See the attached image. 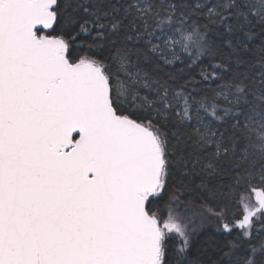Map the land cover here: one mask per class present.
Listing matches in <instances>:
<instances>
[{"label":"snow or ice","instance_id":"snow-or-ice-1","mask_svg":"<svg viewBox=\"0 0 264 264\" xmlns=\"http://www.w3.org/2000/svg\"><path fill=\"white\" fill-rule=\"evenodd\" d=\"M0 264H264V0H0Z\"/></svg>","mask_w":264,"mask_h":264},{"label":"trees","instance_id":"trees-1","mask_svg":"<svg viewBox=\"0 0 264 264\" xmlns=\"http://www.w3.org/2000/svg\"><path fill=\"white\" fill-rule=\"evenodd\" d=\"M215 206H216V205H209V207H215ZM198 207H199V205L195 206V207H194V210H195L196 208H198ZM233 210H234V209H233ZM196 222L199 223V222H198V218H196Z\"/></svg>","mask_w":264,"mask_h":264},{"label":"rangeland","instance_id":"rangeland-1","mask_svg":"<svg viewBox=\"0 0 264 264\" xmlns=\"http://www.w3.org/2000/svg\"><path fill=\"white\" fill-rule=\"evenodd\" d=\"M198 222H199V220H198Z\"/></svg>","mask_w":264,"mask_h":264}]
</instances>
